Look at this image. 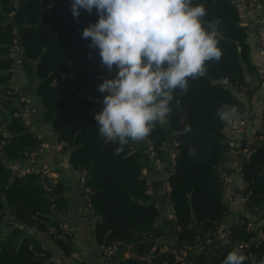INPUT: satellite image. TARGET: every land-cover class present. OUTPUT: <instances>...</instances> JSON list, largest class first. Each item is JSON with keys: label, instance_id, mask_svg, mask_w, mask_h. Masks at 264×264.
<instances>
[{"label": "trees", "instance_id": "obj_1", "mask_svg": "<svg viewBox=\"0 0 264 264\" xmlns=\"http://www.w3.org/2000/svg\"><path fill=\"white\" fill-rule=\"evenodd\" d=\"M263 1L255 0L256 7ZM71 3L0 0V264H54L50 253L23 228L49 233L48 226H52L55 234H62L59 225L66 206L60 184H52L51 193H47L38 174L26 181L28 176L17 178L10 168L8 159L23 166L25 153L35 152L43 143L21 122L16 96L7 93L14 40L21 48L24 74L42 103L44 122L58 135L70 167L85 174L84 187L89 189L91 211L96 217L97 242L104 246L119 241L121 250L129 247L137 256L118 264H172V255L159 250L164 232L158 224L159 211L147 194L138 153L129 144L117 151L118 142L105 141L99 135L94 117L102 110L106 93L98 86L114 78L118 69L114 66L109 71L101 62L99 49L89 47L90 39L82 38L83 29L98 21L96 10L88 13L81 9L74 18ZM196 4L206 6L207 21L220 19L222 39L218 46L223 55L219 62L206 61V76L189 80L186 95L175 93L182 110L173 101L168 118L176 141L174 173L168 178L169 198L179 241L194 237L204 241L229 215L219 170L223 155L230 151L224 133L228 123L220 121L216 113L225 104L235 105L240 114L244 113V104L234 90L247 87L246 74L261 75L251 61L247 28L241 25L236 4L231 0H193ZM185 125L192 130L181 134ZM150 137L162 159L166 140L162 126L157 124ZM253 137L250 157L238 172L246 183L247 208V216H239V222L231 227V238L238 242L252 238L247 221L252 217L259 223L264 208V123ZM192 146L197 149L195 157L188 155ZM244 147L245 142H240L238 148ZM18 224L21 228H15ZM261 229L264 234V226ZM49 237L66 252L71 249L67 246L69 237ZM233 249L222 246L218 258L200 255L197 263L222 264ZM235 249L247 257L244 264L264 261V240L258 247Z\"/></svg>", "mask_w": 264, "mask_h": 264}, {"label": "clouds", "instance_id": "obj_2", "mask_svg": "<svg viewBox=\"0 0 264 264\" xmlns=\"http://www.w3.org/2000/svg\"><path fill=\"white\" fill-rule=\"evenodd\" d=\"M81 9H95L99 16L83 29L82 38L99 49L109 71L118 69L98 86L107 94L94 117L99 135L119 143L117 151L130 141H145L157 124H169L173 101L182 110L175 93L186 95L189 80L206 76V61L222 58L220 19L207 21L206 6L193 5V0H72L74 18ZM216 115L224 123L239 119L235 105H222ZM191 130L185 125L181 134ZM196 152L192 146L188 155ZM246 259L234 248L222 264H244Z\"/></svg>", "mask_w": 264, "mask_h": 264}, {"label": "crops", "instance_id": "obj_3", "mask_svg": "<svg viewBox=\"0 0 264 264\" xmlns=\"http://www.w3.org/2000/svg\"><path fill=\"white\" fill-rule=\"evenodd\" d=\"M238 9L241 25L247 28V41L250 47V58L252 63L259 69L264 68V54L260 51L256 33L257 20L264 14V1L255 9L247 7L244 0H231ZM247 87L234 90L237 99L244 104V113H239V119L229 122L228 131L234 130L239 122L244 123L243 130L247 136H254L261 130L264 123V82H260L256 74H246ZM16 84L20 94L30 98L36 108L33 116L31 132L37 133L43 143L35 151L37 152V164L45 165L51 171L54 181L61 185V197L65 207L61 213V222L71 234L67 246L71 248L65 251L60 245L49 237V233L39 232L35 229L23 228L27 236L34 237L40 242L43 249L50 253V260L54 264H105L102 258L101 247L95 237L94 220L89 216L86 207V194L83 186L79 183L78 173L74 171L68 161V153H62L52 126L44 122V110L41 101L37 97L36 87L30 85L22 68L16 72ZM40 105V106H39ZM166 134L163 147V170H158L150 161L145 142H129L139 155L142 165V175L148 182L147 194L151 197V203L159 211L158 224L161 226L164 236L160 244L162 247L174 246L175 222L172 218L171 207L163 192V185L167 174L172 169L171 154L173 150L174 134L169 130L168 124L162 126ZM226 137V136H225ZM238 155L235 151L225 153L219 165L220 178L231 179L228 190L223 194L224 202L228 211L233 216H247L245 204L246 183L234 172V162ZM14 164L16 162H11ZM20 164V163H18ZM148 189V188H147ZM262 219L259 226H264V208L261 209ZM15 228H21V225ZM185 245V243H183ZM221 245L216 240H211L203 250L190 249L187 252V264H195L200 255L207 259H216L220 256ZM129 247L122 250L123 259H130Z\"/></svg>", "mask_w": 264, "mask_h": 264}, {"label": "built area", "instance_id": "obj_4", "mask_svg": "<svg viewBox=\"0 0 264 264\" xmlns=\"http://www.w3.org/2000/svg\"><path fill=\"white\" fill-rule=\"evenodd\" d=\"M247 7L250 9L256 8L255 0H244ZM256 33H257V39H258V45L260 48V51L264 54V14H261V16L257 20L256 25ZM9 57L12 59V66L10 68L11 77L8 82L10 91L7 93L9 95H15L16 96V106L20 109V119L21 122L24 124L25 127L30 128L32 126L33 116L35 115L36 108L30 98H26L22 96L16 87V69L19 68L22 64V55H21V48L18 45L17 41L14 40L13 46L11 47ZM261 75L259 76L260 79L264 82V68L260 69ZM100 79H104V77H100ZM107 94V93H106ZM244 123L239 122L237 124V127L234 130L228 131L226 128L224 133L226 136L227 143L230 147V151H235L238 155L237 160L234 162V172L238 175V172L240 171V166L243 161H246L249 159L251 154V147L253 143L255 142V138L253 136H246L244 134L245 130H243ZM245 142L244 148H238L240 145V142ZM148 157L151 161V163L158 169L163 170V161L158 156L157 151L155 149V145L153 141L151 140V137L149 136L145 141ZM62 147V144H60ZM176 141L173 142V150L171 154V161H172V169L167 174V179L164 182L163 185V192L165 196L167 197V201L171 207V213L172 218L176 224V215L172 208L171 201L169 198L170 193V183L168 181L169 176H171L174 173V164H175V157H176ZM2 155V153L0 154ZM37 152L32 153H25V164L23 166L18 163H14L10 165L11 170L15 173V176L17 178H25L26 176H30L32 174H38L40 176L41 185L43 186V189L47 193H51V185L56 183L54 181V177L51 173V171L47 168L45 165H39L37 164ZM79 183L83 186L86 194V207L89 212V216L93 218L94 223L96 221V217L92 215L91 211V203L89 200V189L84 187L85 184V174L84 173H78ZM231 182V179L228 177L220 178V187L223 191V194L227 192L229 184ZM147 190H149L148 182L146 181ZM225 201V200H224ZM246 201V198H245ZM239 216H233L229 213V215L215 228V231L212 235L208 234L207 238L202 241L199 237H194L191 240H182L179 241L177 238V232L179 231V227L176 226L175 228V234H174V246L169 247H160V252H168L172 255V264H187V252L190 249H195L198 251H201L204 249V247L211 242V240L218 241L221 245L227 246V247H250L253 245L254 247H258L261 242L264 240V234L261 229V226L256 223L255 219L252 217H249L246 228L247 231L252 232L253 236L249 241H242L238 242L231 238V227L234 224H237L239 222L238 219ZM17 226V225H16ZM60 229L63 230L62 234H55V229L52 226H48V232L49 234L53 235V239H65L66 237L71 238L70 232L67 230L66 226L64 224H60ZM185 243V245L183 244ZM122 244L119 241H114L110 243L109 245H104L101 247L102 252V258L104 260L105 264H118L119 261L125 260L123 259L122 250H121ZM131 258H136L137 256L134 253H130ZM130 258V259H131ZM139 259L144 260L143 257H140ZM198 264V263H195Z\"/></svg>", "mask_w": 264, "mask_h": 264}, {"label": "rangeland", "instance_id": "obj_5", "mask_svg": "<svg viewBox=\"0 0 264 264\" xmlns=\"http://www.w3.org/2000/svg\"><path fill=\"white\" fill-rule=\"evenodd\" d=\"M19 68H22L21 66L19 67ZM18 69V68H17ZM17 69H16V72H17ZM16 85V87H17V84H15ZM18 88V87H17ZM40 106V105H39Z\"/></svg>", "mask_w": 264, "mask_h": 264}, {"label": "water", "instance_id": "obj_6", "mask_svg": "<svg viewBox=\"0 0 264 264\" xmlns=\"http://www.w3.org/2000/svg\"><path fill=\"white\" fill-rule=\"evenodd\" d=\"M28 179H29V176L27 177L26 181H28ZM255 259H256V258H255ZM254 264H255V260H254Z\"/></svg>", "mask_w": 264, "mask_h": 264}]
</instances>
